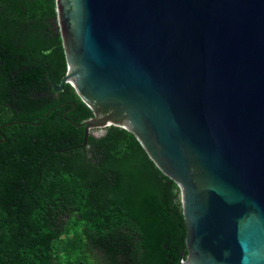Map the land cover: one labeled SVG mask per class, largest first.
Returning a JSON list of instances; mask_svg holds the SVG:
<instances>
[{
    "label": "water",
    "instance_id": "1",
    "mask_svg": "<svg viewBox=\"0 0 264 264\" xmlns=\"http://www.w3.org/2000/svg\"><path fill=\"white\" fill-rule=\"evenodd\" d=\"M56 13L54 89L92 111L83 146L126 129L178 185L180 264H264V0H56Z\"/></svg>",
    "mask_w": 264,
    "mask_h": 264
},
{
    "label": "trees",
    "instance_id": "2",
    "mask_svg": "<svg viewBox=\"0 0 264 264\" xmlns=\"http://www.w3.org/2000/svg\"><path fill=\"white\" fill-rule=\"evenodd\" d=\"M56 0H0V264H180V189L70 84Z\"/></svg>",
    "mask_w": 264,
    "mask_h": 264
},
{
    "label": "rangeland",
    "instance_id": "3",
    "mask_svg": "<svg viewBox=\"0 0 264 264\" xmlns=\"http://www.w3.org/2000/svg\"><path fill=\"white\" fill-rule=\"evenodd\" d=\"M104 132H105V129H100V130H95V131H93V133H94L96 136H101Z\"/></svg>",
    "mask_w": 264,
    "mask_h": 264
},
{
    "label": "flooded vegetation",
    "instance_id": "4",
    "mask_svg": "<svg viewBox=\"0 0 264 264\" xmlns=\"http://www.w3.org/2000/svg\"><path fill=\"white\" fill-rule=\"evenodd\" d=\"M94 134V133H93ZM95 135V134H94Z\"/></svg>",
    "mask_w": 264,
    "mask_h": 264
}]
</instances>
